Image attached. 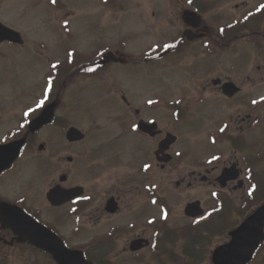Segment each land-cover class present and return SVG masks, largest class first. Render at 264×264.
Segmentation results:
<instances>
[{"label":"flooded vegetation","instance_id":"flooded-vegetation-1","mask_svg":"<svg viewBox=\"0 0 264 264\" xmlns=\"http://www.w3.org/2000/svg\"><path fill=\"white\" fill-rule=\"evenodd\" d=\"M18 10L56 13L36 22L54 21L62 35L51 50L40 42L31 50L48 60L40 84L18 76V52L27 42L0 41V204L22 208L72 248L82 247L72 246L62 228H78L79 236L94 231L83 239L95 246L82 250L96 264L149 252L168 255L170 264H192L189 258L208 249L211 257L229 242L254 203L232 224L216 214L220 201L210 218L205 198L184 196L211 187L216 200L220 194L230 202L229 216L239 194L263 199L255 195L264 191V0H0V22L18 31ZM82 13L102 22L111 13L104 23L110 34L98 31L86 50L70 43L71 20ZM134 14L139 25L122 29ZM6 49L14 55L8 58ZM87 81L107 91L95 89L86 103L77 89ZM136 81L146 84L142 96L131 89ZM52 104L49 121L32 127ZM71 128L83 137L71 138ZM20 140V155L8 168L16 152L2 147ZM168 182L180 191V254L172 251L177 228L166 224ZM57 188L68 193L56 190L54 202L48 195ZM195 201L204 216L186 215ZM218 237L224 241L214 244ZM23 246L44 253L0 222V264ZM247 264H264V242Z\"/></svg>","mask_w":264,"mask_h":264},{"label":"rangeland","instance_id":"rangeland-1","mask_svg":"<svg viewBox=\"0 0 264 264\" xmlns=\"http://www.w3.org/2000/svg\"><path fill=\"white\" fill-rule=\"evenodd\" d=\"M155 1L157 0H151L152 4ZM235 3L236 2H234V4ZM163 11L165 13H162V12L161 13L160 12L159 13H149V15L151 16L153 14H157V15L166 14V11L165 10ZM6 14H8L7 11H5L3 15L5 16V18L9 19L6 16ZM13 14L15 15V19H16L15 21H13V23L18 24L16 25V27H18V29L23 31L25 37L27 38V46L22 49L21 53L18 52V57L21 56V60L20 58L18 59V76H21L23 80H26V79L30 80L31 78L37 79L38 83L40 84L43 79V74L48 69V66H47L48 60L35 54L31 50L35 46L36 42H40L44 44L47 51L48 49L51 50L52 48H54V41L62 35V29L59 27V24H57L54 21L48 20L47 22H44V23H47L46 27H41L38 22L41 21L42 17L50 18L53 14H56V13H30V12L20 13L18 10V13H13ZM104 15L107 18V22L110 23L109 19H110L111 13H104ZM135 15L136 14H134L131 18L128 19V21L125 24H123L122 29L127 26L136 28L139 25L138 24L139 22L137 21ZM37 20L38 22H36ZM102 21L103 19H101V17L98 16V14L96 13H82L78 17L73 18L71 20V25H70V29L72 32L71 33L72 40L70 41V43H73L74 46L77 47L78 49L86 50L89 48V41L97 34L98 31L101 30L104 34H110L112 30L111 25H104V23H107V22H102ZM101 26L103 27L102 29L100 28ZM154 39L155 38L153 36H150L145 40H154ZM5 52L7 53L8 58L11 57L9 55L11 53L10 50L6 49ZM11 54L14 55V53H11ZM9 67L10 66L8 65H4V68H9ZM10 68H11L12 73L14 72L15 74L17 72V66L15 63ZM10 68L6 71V73L11 74ZM130 85H131L132 90L141 91L140 93H135L137 97L142 96L145 93L144 92L145 89L147 88L146 84L141 81H136L134 83H131ZM95 89L107 91L106 90L107 87L105 85L101 86L100 88H97L94 86L93 83L89 81L80 83L77 90H80L81 93L79 94V96H82L83 97L82 100L86 102L88 95L93 96V94L95 93ZM106 99H109V98H104V100ZM18 103H22V102L18 100ZM102 129H104V127H102ZM56 131L57 130H54V132ZM187 197L205 198L208 210L210 211L208 214L210 218L214 216V212L218 208V204L220 201L222 203V206L219 204V210H218V213L216 214H219L220 217H222L223 215H226L225 216L226 223H232V224L236 222L234 217L237 216L238 212L240 213L247 212L248 207L250 205L258 202V201H254V199L253 200L244 199L243 196L239 194V196L235 198L234 202L232 203L233 204L232 205L233 215L229 216L230 213L228 212V210L231 205L230 202L224 200V197L220 194L217 195V200H216L214 196V190L211 187L204 186L203 188L196 189L194 192L193 191L188 192L185 194L184 199L188 200ZM255 198H258V199L264 198V191L260 192L259 194H256ZM167 204H168V210L171 211V214L169 213V215L167 216L166 224H169L171 227L177 228L176 230L177 237L174 238L175 246L172 245V247H174L172 251L180 254V239H183V236H180L181 234H183V233H180V224L183 225V221L180 222V191L174 190L173 186L169 182L167 183ZM62 231L68 237L69 242L72 246L83 248L84 246L87 247L88 245H90L91 247L92 245L95 246L96 244V240L83 239V238H94L95 237L94 231H89L88 233L90 235L85 234L84 236L77 235L76 233L79 232V229L78 228L76 229L75 227H71V226H68L67 228H62ZM106 233L110 234L109 231H106ZM223 241L224 240L218 237L217 241H215L214 244H219ZM210 246L211 244L209 245V247ZM200 256H201L200 258L197 256V258L195 259L189 258L188 260L192 264H200V263L209 264L210 261L206 259V257L208 256L207 250H204ZM6 258L9 264H53L51 259L47 255L42 254V253L33 254V251L28 246H23L19 248L18 256L10 255L8 253ZM110 259H111V264H163L161 262H163L164 260H166L167 262L166 264H170L168 255L165 256L164 258L162 256H159L158 258H156L152 256V252H149L147 255L144 254V255H141L133 259H130L129 257H126V256H121L117 258L115 255H111Z\"/></svg>","mask_w":264,"mask_h":264},{"label":"water","instance_id":"water-1","mask_svg":"<svg viewBox=\"0 0 264 264\" xmlns=\"http://www.w3.org/2000/svg\"><path fill=\"white\" fill-rule=\"evenodd\" d=\"M4 39L18 43L24 42L20 32L0 23V41ZM54 106L55 104H52L49 109H53ZM69 135L73 139L83 137L82 133L76 128H72ZM19 148L20 145H18V150ZM231 171L229 170L227 175L222 178L223 181L226 182L231 178L229 175ZM60 194L61 196L65 195L63 192H60ZM203 212L200 202L191 203L186 208V213L190 216H200ZM1 220L3 226L12 228L18 234L20 241H30L32 244L46 250L58 264H92L86 259L82 251L67 247L57 234L38 223L21 209L3 206ZM231 234V241L214 251V264H246L249 262L264 239V205L260 206Z\"/></svg>","mask_w":264,"mask_h":264},{"label":"snow or ice","instance_id":"snow-or-ice-1","mask_svg":"<svg viewBox=\"0 0 264 264\" xmlns=\"http://www.w3.org/2000/svg\"><path fill=\"white\" fill-rule=\"evenodd\" d=\"M189 2H191V0H189ZM52 3H56V0H52ZM53 67H55V65H53ZM149 103H151V101H149ZM253 103H255V101H253ZM223 130V129H222ZM251 194V193H250ZM155 202V201H153Z\"/></svg>","mask_w":264,"mask_h":264},{"label":"trees","instance_id":"trees-1","mask_svg":"<svg viewBox=\"0 0 264 264\" xmlns=\"http://www.w3.org/2000/svg\"><path fill=\"white\" fill-rule=\"evenodd\" d=\"M92 259L95 260V257H93Z\"/></svg>","mask_w":264,"mask_h":264}]
</instances>
